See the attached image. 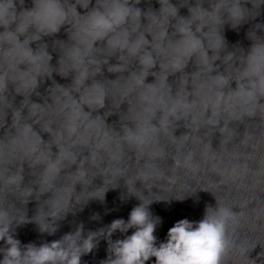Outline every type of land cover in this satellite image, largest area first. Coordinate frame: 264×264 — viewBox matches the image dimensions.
I'll list each match as a JSON object with an SVG mask.
<instances>
[{"label":"clouds","instance_id":"1","mask_svg":"<svg viewBox=\"0 0 264 264\" xmlns=\"http://www.w3.org/2000/svg\"><path fill=\"white\" fill-rule=\"evenodd\" d=\"M157 2L0 0V264H82L101 240L99 264H264V23L251 24L247 49L223 35L256 21L264 0ZM62 28L54 66L44 37ZM120 188L122 203L139 201L127 221L87 232L81 222L39 245L16 238L28 223L55 235L69 214ZM199 192L215 204L157 244L162 221L150 206L199 202Z\"/></svg>","mask_w":264,"mask_h":264}]
</instances>
